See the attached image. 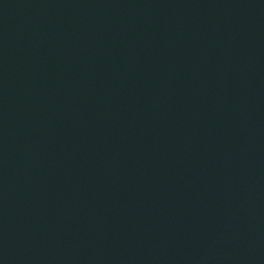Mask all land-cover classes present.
<instances>
[{"label":"water","instance_id":"1","mask_svg":"<svg viewBox=\"0 0 264 264\" xmlns=\"http://www.w3.org/2000/svg\"><path fill=\"white\" fill-rule=\"evenodd\" d=\"M0 264H264V0H0Z\"/></svg>","mask_w":264,"mask_h":264}]
</instances>
